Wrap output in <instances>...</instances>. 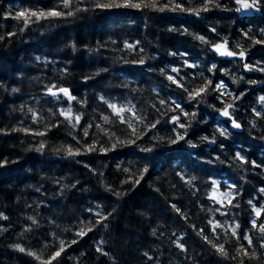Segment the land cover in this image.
<instances>
[{
	"label": "trees",
	"instance_id": "obj_1",
	"mask_svg": "<svg viewBox=\"0 0 264 264\" xmlns=\"http://www.w3.org/2000/svg\"><path fill=\"white\" fill-rule=\"evenodd\" d=\"M218 2L221 7L209 5V11L195 15L149 8L99 9L94 0H78L74 9L87 10L25 27L23 18H14L17 13L47 11L60 0H0V162H5L0 167V213L7 217L0 218V264H42L59 250L61 241L65 250L52 264H239L240 260L264 264L260 247L264 238L252 227L254 219L264 223V212L257 219L253 211V205L264 208L260 192L264 104L259 102L264 96V71L259 70L264 69V6L237 12L235 0ZM182 3L185 8H200L204 0ZM225 40L237 55L221 56L213 49ZM126 42L136 47L129 50ZM241 51L243 58L238 55ZM141 57L144 64L133 62ZM245 64L253 67L246 70ZM168 75H178L184 87H177ZM206 79L213 81V87L223 82L225 95L217 99L220 93L210 89L202 102L199 97L189 100L188 92L203 86ZM53 84L68 88L77 99L69 105L62 94L59 99L47 94L46 88ZM13 88L18 91L12 92ZM101 97L134 105L138 114L146 116V124L157 119L160 123L150 131L139 125L144 129L140 139L113 149L117 139L135 137ZM161 99L166 101L163 106ZM172 100L180 102L185 112H195V118L174 110ZM221 100L234 105L232 119L240 128L234 129L231 120L217 111L224 107ZM69 106L82 117L75 129L60 115ZM176 115L189 125L177 131H186V140L196 147L183 140L168 144V138L176 135L170 122ZM102 116H109L112 123L105 125ZM90 123L93 127L84 136ZM95 124L115 135L110 138ZM218 128H227V136H221ZM36 132L46 135L32 134ZM214 135L215 143L201 139ZM77 140L80 155L56 151L77 147ZM41 143L44 148L37 151ZM93 143L97 150L87 151ZM146 148L152 151H143ZM237 152L246 163L235 159ZM145 167L148 171L141 179ZM137 179L139 184H134ZM213 180L219 184L215 192ZM229 191L234 199L221 196ZM97 212L111 215L96 224ZM217 222L221 227L214 232ZM92 225V231L85 227ZM235 225L240 239L231 234ZM81 228L86 232L83 237L77 235ZM201 229L212 244L224 246L228 258L197 234ZM244 234L251 238V248ZM241 245L256 258L238 256Z\"/></svg>",
	"mask_w": 264,
	"mask_h": 264
},
{
	"label": "snow or ice",
	"instance_id": "obj_2",
	"mask_svg": "<svg viewBox=\"0 0 264 264\" xmlns=\"http://www.w3.org/2000/svg\"><path fill=\"white\" fill-rule=\"evenodd\" d=\"M78 2V0H60L59 4H56L53 6V8L45 11L43 9L40 10H25L22 12L17 13V15L14 17L15 19H21L23 18L24 21V26L28 27L29 24L33 23V22H39L41 19H49V18H58V17H64V16H74L76 14V12L78 11H82V10H87V9H80V8H75L74 9V5ZM191 2V0H190ZM235 4L238 5V7L235 9L237 12H241V11H250V10H260L261 6H264V0H235ZM209 5H212L214 7H221V5L219 4L218 0H204V3L202 5V7L200 8H185L183 6L182 0H164V2H161V0H151V2H149V0H107V2H102V0H94V6L96 8L99 9H109V8H136V9H142V8H149L150 10L153 11H165V10H169V11H176L179 10L180 12H190L193 13L195 15H199L201 11L207 12L210 10ZM35 18V20H33L32 18ZM21 31H23V29H20ZM170 31H178V29L172 28L169 29ZM213 31H215V29H212ZM184 32H187L188 30L185 28L183 29ZM262 33H264V29L261 30ZM9 35H14V33H9ZM196 39H199L200 41L207 43V41L205 40V38L203 36H197L195 37ZM0 39H3L2 36H0ZM255 43H261V41L257 40L255 41ZM136 47V45L130 44V43H125V48L131 50L134 49ZM213 49L221 56H235L237 55V53L229 50L227 48V40H225L223 43H218L213 45ZM89 51H92L91 49ZM143 51V49H141V52ZM172 55H176V53H172ZM180 55H185L184 53H181ZM238 55L243 58L245 56V52L241 51L238 53ZM37 59H39V57H37ZM135 63H139V64H144L145 60L143 57H141V59H139L138 61H133ZM188 67H193L194 65H187ZM216 66L212 65V68L214 69ZM253 66L245 64L244 68L246 70H251ZM212 69H209V71H211ZM261 71H264V69H259ZM162 72L164 71L163 69L161 70ZM171 71L173 73H179V69L178 68H172ZM88 77H86L85 79H87ZM167 79L169 81H171L173 84H176L177 87H181L183 88L184 85L180 82L181 78H179V76L177 75L176 77L172 76V75H168ZM252 83H255V81H252ZM127 86V85H125ZM226 85L223 82H220L218 84H215V86L213 87V81L210 79H206L205 83L203 86L199 87L197 90H193L188 92V99L189 100H196L198 97L201 98L200 101L198 102H202L203 98L207 95L210 94L209 90L211 89V91L214 92H219L220 95L217 96V99H220L221 96L225 95V92L223 91L225 89ZM18 89L13 88L12 92H17ZM185 91H187V89H185ZM46 92L47 94L56 97L57 99H59L60 95L62 94L64 97L67 98L69 105H71V103L73 101H75L77 98L75 96H73L69 89L66 87H60L57 86L55 84L51 85L50 87L46 88ZM228 95H231V93H228ZM241 96L243 95V93L240 94ZM240 96L235 97V99H239ZM104 103L108 104V107L112 110V115H114L115 117H117L119 119V122L121 124H126L127 127L129 129H131V135L135 137V139H129L127 141L124 140H119L117 139V142L114 143L112 145V148L114 149L117 144H134L136 142V140L140 139L141 136L144 134V129L140 128L139 125H144V127L146 129H148L149 131L153 128H156L157 124L160 123V120L157 119L154 123H145L146 121V116L142 115V114H138L137 111L135 110V106L134 105H118L116 103H110L106 100H104L103 97L100 98ZM259 102L261 104H264V96H261L259 98ZM160 105H165L166 101L161 99L159 101ZM221 103L224 104L223 109H217V111L220 112L221 116L224 117H228L231 120L232 123V127L235 128H240L241 124L238 123L235 119H232V112L230 111L231 109H233L234 105L233 104H229L224 100H221ZM172 105L174 106V110H179L180 113H182L184 116H191L192 118H195L196 113L193 112L191 114L187 113L184 111V109L181 107L180 102L176 101V100H172ZM153 107H155V105H153ZM29 112H33V109L29 108L28 109ZM126 113H130L131 115H125ZM166 114V113H165ZM60 115L64 116L65 120L68 121V124L75 129L77 127V125H79L80 120H81V115L80 114H74L73 109L71 106H69L67 109L65 110H61L60 111ZM256 115L259 116L261 115L260 112H256ZM33 116H34V122H37L35 119V113L33 112ZM101 119L103 120L104 124H110L112 123V121L110 120L109 116H102ZM170 122L174 125L173 127V132L176 133L175 137H169L168 138V144L172 145V144H177L180 141H185L190 147H196V145L191 141V140H186V131L184 133H180L177 131V129H187V127H189V125H186L184 123L180 122V116L176 115V116H172L170 118ZM56 125H53V127H55ZM93 124H88L87 127L84 128V136H88L89 135V131L88 129L92 128ZM95 127L97 129H99L101 132H103L105 135L109 136L110 138L112 136H114L115 134L113 132H110L108 129H105L101 124H95ZM23 131H25L26 133L28 132L27 129H21ZM217 132H219V134L221 136H227L228 134V129L227 128H218L216 130ZM33 135H46V132H36V133H32ZM71 135V133H69ZM73 139H76L75 136H73ZM163 137H160L159 140H162ZM202 140L208 141L210 143H215L216 141V137L215 135L209 140L208 137H201ZM80 141L77 140V147L73 148L71 146H67L64 147L63 149H56L57 152L63 150L65 152L66 155L68 156H75V155H80L81 154V149L79 147ZM44 148V144L41 143L39 148H37V151H41ZM96 146L95 143H93L92 145H89L87 148V151H96ZM100 151H110L111 149H106V148H101L99 149ZM143 151H152L151 148H146L143 149ZM217 159H219V157H217ZM235 159L239 160L242 164L246 163L247 161L245 160V158L239 153L237 152L235 155ZM5 162H0V167L3 166ZM254 166H259V165H254ZM125 171H127V169H125ZM148 171V168L145 167L143 169V171L140 174V178H143L144 173H146ZM183 178V177H182ZM192 179H195V177H193ZM140 180L137 179L135 180L133 183L134 184H139ZM187 183H191V181H187ZM212 185H213V191H217L219 184L217 181L213 180L212 181ZM73 187H75V185H73ZM229 187H232L231 185ZM158 191V189H157ZM261 193H264V188L260 189ZM116 195H120V193H116ZM221 196L224 198L227 197H232L234 199V194L229 192H224L221 193ZM211 199H213L214 201H216L217 203H221V206H223V202L222 200H217L216 196H212L210 197ZM228 204L231 205L232 204V200L229 199ZM249 203L251 204L252 202L249 201ZM173 209L179 213L180 209L176 207V205H172ZM253 211L255 212V216L257 219H259L261 217L262 212H264V208H256L255 205H253ZM96 215L99 217L96 221V224H100L103 220H106L108 218V216L111 215V213H108V215H101V213L97 212ZM0 218L3 219H7V217H4L2 213H0ZM30 220H32L33 224H36V220L33 219L32 217H29ZM95 225H92L91 227L85 226L87 227L88 231H92V228ZM104 227H107V225L105 224ZM221 227L220 223H214L213 224V231L215 232V229ZM252 227L258 229V231L261 233L262 238H264V223H260L257 224V220L254 219L252 220ZM239 228V225H235L232 229H231V234L233 237H236L237 239H240L241 237L238 235L236 229ZM29 229H25V231H28ZM198 235L203 236V238L205 239V241L209 244H212V241L207 237L203 235V229H201L198 233ZM78 236L83 237L84 235H86V232L84 230V228H81V230L77 233ZM244 240L248 241V248L252 247V240L251 238L247 235L244 234L242 237ZM77 241H72V243H76ZM101 243H103V241H101ZM177 247L181 248L183 250V245L180 243H177L176 245ZM212 246L216 249V251L218 253H220V255L224 256L225 258H228V252L225 250L223 245H215L212 244ZM15 247L20 251V252H25V249L20 247V245H15ZM261 248H264V243H261L260 245ZM248 248H245L243 245L240 246L239 249H237V255H243L244 257H247L249 259H255V253H249ZM65 250V246H64V241L60 242V248L58 251H56L49 260L43 261L42 264H52L53 260H56L62 252H64ZM97 251L98 252H102V254L107 255V253H103V250L100 247H97ZM30 256H34L37 260L40 259L39 256H37L35 253L32 252H28L27 253ZM145 255H147V253H145ZM151 258V257H149ZM232 259H236V257H232ZM239 264H244L243 260L239 261Z\"/></svg>",
	"mask_w": 264,
	"mask_h": 264
},
{
	"label": "rangeland",
	"instance_id": "obj_3",
	"mask_svg": "<svg viewBox=\"0 0 264 264\" xmlns=\"http://www.w3.org/2000/svg\"><path fill=\"white\" fill-rule=\"evenodd\" d=\"M7 53H9V52H7ZM2 63H3V61H2ZM7 65V64H6ZM0 67H1V65H0Z\"/></svg>",
	"mask_w": 264,
	"mask_h": 264
},
{
	"label": "water",
	"instance_id": "obj_4",
	"mask_svg": "<svg viewBox=\"0 0 264 264\" xmlns=\"http://www.w3.org/2000/svg\"><path fill=\"white\" fill-rule=\"evenodd\" d=\"M235 128V127H234Z\"/></svg>",
	"mask_w": 264,
	"mask_h": 264
}]
</instances>
